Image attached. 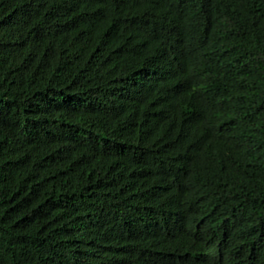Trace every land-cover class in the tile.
<instances>
[{"label":"trees","instance_id":"16d2710c","mask_svg":"<svg viewBox=\"0 0 264 264\" xmlns=\"http://www.w3.org/2000/svg\"><path fill=\"white\" fill-rule=\"evenodd\" d=\"M0 264H264V0H0Z\"/></svg>","mask_w":264,"mask_h":264}]
</instances>
